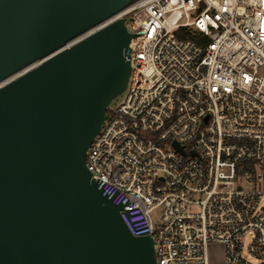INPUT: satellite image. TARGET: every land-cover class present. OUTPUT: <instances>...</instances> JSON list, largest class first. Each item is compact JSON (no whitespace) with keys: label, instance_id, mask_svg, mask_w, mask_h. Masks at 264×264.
Listing matches in <instances>:
<instances>
[{"label":"built area","instance_id":"1","mask_svg":"<svg viewBox=\"0 0 264 264\" xmlns=\"http://www.w3.org/2000/svg\"><path fill=\"white\" fill-rule=\"evenodd\" d=\"M120 17L130 72L91 177L156 264H209L210 244L223 264H264V0H132L66 46Z\"/></svg>","mask_w":264,"mask_h":264},{"label":"water","instance_id":"2","mask_svg":"<svg viewBox=\"0 0 264 264\" xmlns=\"http://www.w3.org/2000/svg\"><path fill=\"white\" fill-rule=\"evenodd\" d=\"M131 2L0 0V264H156L85 165L133 33L120 17L66 46Z\"/></svg>","mask_w":264,"mask_h":264},{"label":"rangeland","instance_id":"3","mask_svg":"<svg viewBox=\"0 0 264 264\" xmlns=\"http://www.w3.org/2000/svg\"><path fill=\"white\" fill-rule=\"evenodd\" d=\"M124 92L121 93L119 96H117L112 102L111 106L118 105L123 101L124 98ZM161 209L155 208L152 211V221L154 225H157L159 222ZM208 259L209 264H223V248L219 244H210L208 246ZM251 260V259H250Z\"/></svg>","mask_w":264,"mask_h":264}]
</instances>
